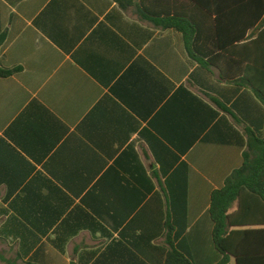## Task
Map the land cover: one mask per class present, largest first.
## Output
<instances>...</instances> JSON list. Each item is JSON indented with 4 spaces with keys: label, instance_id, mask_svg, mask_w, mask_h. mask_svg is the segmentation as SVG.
<instances>
[{
    "label": "crops",
    "instance_id": "obj_1",
    "mask_svg": "<svg viewBox=\"0 0 264 264\" xmlns=\"http://www.w3.org/2000/svg\"><path fill=\"white\" fill-rule=\"evenodd\" d=\"M261 9L0 0V67L18 69L0 77V264H165L171 246L215 264L210 195L242 165L246 131L264 133ZM138 12L196 16L209 64Z\"/></svg>",
    "mask_w": 264,
    "mask_h": 264
},
{
    "label": "trees",
    "instance_id": "obj_2",
    "mask_svg": "<svg viewBox=\"0 0 264 264\" xmlns=\"http://www.w3.org/2000/svg\"><path fill=\"white\" fill-rule=\"evenodd\" d=\"M252 2L256 8H262L264 11V0ZM261 10L257 19L261 16ZM206 14L211 17L218 13L207 11ZM137 16L156 28L180 32L189 57L202 65L209 64L208 61V63L204 61L198 47L202 32L196 16L149 12H138ZM250 44L254 53L252 60L254 90L264 103V59L260 57L261 46H264V24L257 29L255 39L251 40ZM17 71L16 68L0 67V77L11 76ZM244 83L252 86L249 81ZM233 206H236V209L231 213ZM262 213H264V133L247 130L242 165L225 179L220 189L214 190L210 195L208 214L213 224V244L221 255L215 264H229L230 257L235 258L236 264H264V250H261L264 247ZM9 264H17V260H10ZM165 264L192 262L171 246Z\"/></svg>",
    "mask_w": 264,
    "mask_h": 264
}]
</instances>
